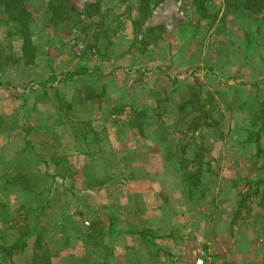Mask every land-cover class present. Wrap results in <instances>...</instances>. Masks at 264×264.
Segmentation results:
<instances>
[{"label":"rangeland","instance_id":"1","mask_svg":"<svg viewBox=\"0 0 264 264\" xmlns=\"http://www.w3.org/2000/svg\"><path fill=\"white\" fill-rule=\"evenodd\" d=\"M144 1L0 0V151L19 153L26 147L45 155L74 154L84 148L80 138L89 148L98 134L127 124L140 133L161 134L188 164L196 154H211L207 140L231 134L237 140L234 146L246 134L264 147V9H247L245 0H204L205 10L197 14L192 0ZM22 5L31 17L19 15ZM91 151L94 156L97 150ZM240 151H216L218 165L229 157L239 166ZM28 158L11 175L0 168V264H86L94 250L102 258L106 246L88 249L86 236L80 235L88 231L93 241H101V230L110 222L103 211L105 201L111 197L123 213L115 223L120 229L150 226L155 232H169L176 224L186 230H179L184 234L181 247L159 253L158 264H264V198L260 203L254 195L257 190L263 193L264 170L249 166V171L232 174L239 198L229 200H238L237 211L230 222L217 216L212 229L201 215L194 220L173 216L169 224L165 215L152 222L138 211L145 206L135 204L141 195L180 209L177 173L161 182L156 175L136 188L122 181L128 176L122 164L121 171L104 175L98 155L95 166L89 160L91 169L82 179L114 184L81 199L78 188H55L51 178H45L44 165L42 173H35ZM191 175L185 172L189 182ZM200 180H207L212 189L225 179L219 173L215 178L203 173ZM13 182L20 186L10 187ZM51 182L53 189L47 193ZM197 205L204 211L203 202ZM221 210L217 204L215 211ZM48 212L52 219L63 213L71 217L53 221ZM20 241L25 247L11 250ZM65 246L71 247L72 257L61 263L54 255ZM128 248L119 252L125 264L145 263L149 251L156 253L147 243Z\"/></svg>","mask_w":264,"mask_h":264},{"label":"crops","instance_id":"2","mask_svg":"<svg viewBox=\"0 0 264 264\" xmlns=\"http://www.w3.org/2000/svg\"><path fill=\"white\" fill-rule=\"evenodd\" d=\"M134 129L135 127H132L128 124L124 128H121L119 126H111L106 133L98 134L99 138H95V141L93 142L94 146L90 141V147L87 148L86 144H84V141H82L83 138H80V143L83 142L84 148L79 150V152H75L74 154L71 153L68 155L66 153V155L63 154V156L53 154L45 155L40 151L28 150L26 147L22 148L19 153H14V151L12 150H5V153L0 151L1 172L3 171L4 174L8 173L11 175V173L15 172V169L18 168L20 163L23 162L24 158L27 159L29 157V161H31V163L35 167V173H42L41 168H43L42 165H44V173H46V170L48 172L45 178H51V181L55 185V188L59 185L69 189L78 188L80 190V192L77 190L78 196L82 197L81 199H85L89 193L93 194V192H91V190L93 189H98L101 187L107 189L109 186H112L114 184L113 180L109 183L108 180H99V182L94 185L93 183L90 184L88 180L82 179V174L86 172L88 173L89 169H91V166L87 165L89 164V160L91 162L90 164H94L95 166V164L97 163L96 159L98 155L102 159V162L99 163L102 166L101 170L103 171L104 175L116 172V169L119 171L123 170V173L127 174L128 176L122 181L124 183L129 182L130 186L136 188L142 185H146V183H144L145 181H149V183H151L150 181L153 180L156 175V177L160 179L158 181L161 182V179L168 177V174H172L174 176V173H177L178 178L180 177L179 186L182 189L180 191L181 196H183L181 197L182 207L180 209L179 207H176V209H172V207H169L167 205L169 204V201L162 202L161 199L159 201L156 200V197L154 196L149 197L147 195V197L141 195L140 201L136 200L135 204L140 202V204L145 203V206L143 207V210L139 209L138 211H141V214H144L146 218L151 219L152 222L161 221V219L165 215V217L168 218L165 220H168L169 224L173 222V216H176L175 218L177 220H194L198 215H201L202 222L211 225L212 229H214V221H216L217 216L220 218H224L223 220L226 223V220L230 222L231 214L234 211H237L238 200L233 204H231V201L229 200V198H239L235 194L237 190L234 189L235 183L232 180L234 178L232 174L238 172L242 173V170L249 171V166H252L254 169H256V171L264 170V152H259V145H262V143L258 144V140H255L254 138L249 137L246 134L243 135V137H241L242 135L238 137L242 138L240 144L241 146H234L237 141L235 139V134H231L228 138L225 137L224 139L218 137L214 141L207 140L209 147L208 150L211 154H209L208 157H203L202 155L200 156L199 154H196L194 155L196 156V158L190 161L188 164V162L186 163L185 161H183L184 159L179 157L176 149H172L173 146H170L168 139L163 137L161 134H158L157 132L140 133L139 131ZM95 135H97V133H95ZM226 147H229L231 150L235 147L241 148L239 156L240 161L243 160V162H241L239 166L237 165V162L230 161L231 159L229 157L227 162L223 163L222 167L218 165L220 159L219 156L215 154V152L218 150H222L223 148L225 149ZM93 148L97 150L94 156L92 153L95 151H91ZM262 149L264 150L263 146ZM116 155L117 157L122 159L120 160L118 158V163L113 164L111 163L113 162L111 161V158L114 159ZM92 157H94L95 160H92ZM119 164L123 165L121 170ZM200 164L202 165L205 177L208 175V177L211 176V178H215L216 174L219 173L225 179L222 181V185H211L212 189H216L217 191H214L209 187L210 184L207 180H202L203 182H205V185H201L202 181H198L194 184L185 179V172L195 171L196 167ZM241 166H244V169H241ZM62 169H64L63 172H61ZM77 172H79V175L77 174L75 176L74 174ZM4 174L2 175V178H0L1 181L4 178ZM21 178L22 176L17 177V180H21ZM41 178H43V176ZM52 182L50 183V185H48L49 190L47 193H49L51 189H53V187H51ZM13 185H15V188L20 186L19 182H13V184H9L10 187H13ZM157 185L159 186L160 184ZM160 186L157 188H160L161 191L165 189V187L161 188ZM183 186L185 190H183ZM201 191L202 194L205 193V196L196 195ZM190 193H194V196L190 197ZM263 193H260L257 190V193L254 194L259 198L260 203H262L264 198ZM110 199L111 201H105L108 203V207L106 209L104 208L103 210L105 212L104 214L109 217L110 222L106 226V228L103 227V229L101 230V241H93V236L91 233L90 235L87 234L88 231H85L82 233V235H80L81 238H83V236H86L87 240L84 245L88 249L92 248V250H94L95 247L98 248L99 246H106L104 250L106 253L102 258L99 259L98 257H96V250H94L95 254L92 255V261H85L86 264H125L122 262V255L119 252H124L125 250L129 251L130 249L128 247L137 248L141 243H147L150 244L151 247H155L156 253L152 255L149 251L148 258L145 260V263L139 262L137 260L135 262L132 261L131 263L128 262L127 264H158L156 259L159 253H167L173 245H175L176 249L181 247L179 244L182 241V237L184 236V234L180 233L179 230H181V232H184L186 230H184L183 228L178 230L176 224L175 227L171 228L172 231L169 232L161 230L157 231L158 229L155 232L154 229H152V227L150 226L139 230H131L129 228L120 229L116 227L115 223H118V220H120L119 218L121 217V215H123V213L119 211V208L117 207L118 203H114L117 201V199L116 201L113 197H111ZM200 201L205 205V207L202 208L204 209V211H199L201 209L199 205L196 206V208L198 209L194 207V204ZM149 204H153V207L151 208ZM217 204L222 205L225 210H221V213H217L215 211ZM178 205H180L179 202ZM169 210H172L171 213L174 212V215H172L171 217L168 214ZM128 212L133 214L136 211ZM48 213L50 214L51 212ZM70 217L71 216L69 213H63V215H60L59 218L55 216L52 219L51 216V219L53 221H58L61 218L65 220L66 218ZM193 225L196 226V229L200 228V223L198 222L194 221ZM69 233L72 232L70 231ZM195 234L199 235L200 231L197 230ZM214 234L215 233L211 235ZM202 236L203 235H201L200 237L203 238ZM121 242L125 243L127 247L124 244L122 245ZM75 247H77V245ZM71 251V247L65 246L61 251L58 252V254L54 255L56 257L54 258L56 260L58 259L57 261L62 263V260L65 261L68 258L72 257ZM131 251L134 250L131 249Z\"/></svg>","mask_w":264,"mask_h":264},{"label":"trees","instance_id":"3","mask_svg":"<svg viewBox=\"0 0 264 264\" xmlns=\"http://www.w3.org/2000/svg\"><path fill=\"white\" fill-rule=\"evenodd\" d=\"M10 1H15V0H10ZM144 1V0H143ZM145 2V1H144ZM192 4L195 8V11L197 12V14H199L200 12H204L205 10V2L204 0H192ZM244 7L250 10H255V12L263 10L264 9V0H245L244 3ZM40 11H45L44 7L42 8V5H40L39 7ZM21 11H19V15L23 14V15H27L28 17H31V12L27 9V7L25 5H22ZM19 20H21L20 18H18ZM26 24H23V27L25 28ZM27 26V25H26ZM28 41L27 37L25 38V42ZM23 49L26 50V44L23 45ZM77 73L75 72H70L69 75H76ZM256 85V84H254ZM264 150L262 149V147L259 146V152H263ZM203 175V169H202V165H198L196 167L195 171H192V183H197L198 181H201L200 178ZM189 180V178H188ZM262 182V181H261ZM264 184V182L262 183ZM34 232H36V228L33 229L28 235H32ZM25 242V240L23 241ZM17 246H19L20 249H23L25 247V243H22V241H20L19 243H16L15 245H13L11 247V250H14Z\"/></svg>","mask_w":264,"mask_h":264}]
</instances>
